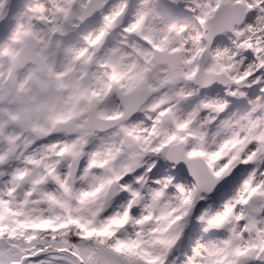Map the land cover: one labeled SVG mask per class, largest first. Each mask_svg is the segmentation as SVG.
Segmentation results:
<instances>
[{"label": "snow or ice", "instance_id": "6c2138e0", "mask_svg": "<svg viewBox=\"0 0 264 264\" xmlns=\"http://www.w3.org/2000/svg\"><path fill=\"white\" fill-rule=\"evenodd\" d=\"M0 264H264V0H0Z\"/></svg>", "mask_w": 264, "mask_h": 264}]
</instances>
